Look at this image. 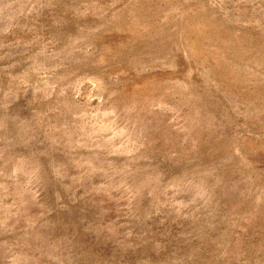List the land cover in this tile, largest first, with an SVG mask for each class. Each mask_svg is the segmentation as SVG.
<instances>
[{
	"label": "rangeland",
	"instance_id": "374dc122",
	"mask_svg": "<svg viewBox=\"0 0 264 264\" xmlns=\"http://www.w3.org/2000/svg\"><path fill=\"white\" fill-rule=\"evenodd\" d=\"M0 264H264V0H0Z\"/></svg>",
	"mask_w": 264,
	"mask_h": 264
}]
</instances>
